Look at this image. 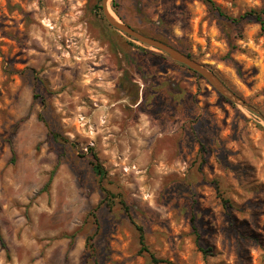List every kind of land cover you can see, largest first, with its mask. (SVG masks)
Here are the masks:
<instances>
[{"label":"rangeland","instance_id":"rangeland-1","mask_svg":"<svg viewBox=\"0 0 264 264\" xmlns=\"http://www.w3.org/2000/svg\"><path fill=\"white\" fill-rule=\"evenodd\" d=\"M213 2L109 7L257 114L113 29L102 0H0V264H264V31L233 22L264 0Z\"/></svg>","mask_w":264,"mask_h":264},{"label":"water","instance_id":"water-1","mask_svg":"<svg viewBox=\"0 0 264 264\" xmlns=\"http://www.w3.org/2000/svg\"><path fill=\"white\" fill-rule=\"evenodd\" d=\"M109 1L110 0H102V10L104 17L108 24L118 31L119 33L123 34L124 36L128 37L129 39L150 48L158 53H161L172 61H175L189 70L199 74L204 80L208 82V84L215 89L219 94L227 98L228 100L232 101L233 103L242 106L249 111L256 113L257 112L248 104L243 102L240 98H238L221 80H219L215 74L208 71L203 65L189 57L187 54L181 52L180 50L176 49L175 47L153 37L146 36L138 31H136L131 26L123 23L118 18L114 17L109 12Z\"/></svg>","mask_w":264,"mask_h":264},{"label":"trees","instance_id":"trees-1","mask_svg":"<svg viewBox=\"0 0 264 264\" xmlns=\"http://www.w3.org/2000/svg\"><path fill=\"white\" fill-rule=\"evenodd\" d=\"M205 4H207L209 6V8L212 11L215 12H219L218 8L215 7L213 0H202ZM114 3V8L116 9V4ZM221 13V12H220ZM223 15V14H222ZM250 18L258 21L261 24L262 30L264 31V8L261 11H251L249 13H246L244 16H242L240 18V20H234L233 22L235 23H240L243 20H249ZM161 40V39H160ZM163 41V40H162ZM165 43H167V41H163ZM131 45L135 46V44L133 42H130ZM169 44V43H167ZM145 52H148L152 55H157L159 57H162L164 59H168L167 56L160 54V53H156V52H152L146 49H143ZM189 57H191L190 55H188ZM54 138L57 139L58 141H64L60 135H56L53 134ZM89 153L92 157L91 160V166H92V170L93 173L99 183L100 186V190L101 193L103 194V201L108 205V206H113L116 203V199H119L120 197L118 195L113 194L107 187L106 184H110V179H109V175L108 172L106 171V169L104 168V166L101 164V162L99 161L98 157L96 156V154L94 153L93 149L89 150ZM54 175V174H53ZM52 178V177H51ZM52 180V179H51ZM120 203L122 204V206L126 209V203L123 202V200L120 199ZM192 222L194 223V220H192ZM140 232V244L142 245V251H149L148 248L145 245V237H144V232L142 229H138ZM0 241L2 242V237L0 235ZM3 246L5 247V245L3 244ZM204 253H206V251H204ZM152 260L155 263H165L163 260H156L155 257L152 255ZM167 263V262H166ZM170 264V263H169Z\"/></svg>","mask_w":264,"mask_h":264},{"label":"bare ground","instance_id":"bare-ground-1","mask_svg":"<svg viewBox=\"0 0 264 264\" xmlns=\"http://www.w3.org/2000/svg\"><path fill=\"white\" fill-rule=\"evenodd\" d=\"M108 9H109V12H111V11H110V7H109Z\"/></svg>","mask_w":264,"mask_h":264}]
</instances>
